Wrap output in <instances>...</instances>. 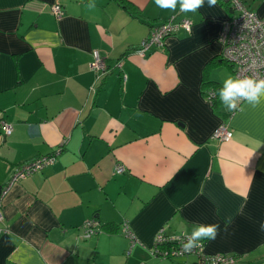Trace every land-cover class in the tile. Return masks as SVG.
<instances>
[{
    "label": "crops",
    "instance_id": "obj_1",
    "mask_svg": "<svg viewBox=\"0 0 264 264\" xmlns=\"http://www.w3.org/2000/svg\"><path fill=\"white\" fill-rule=\"evenodd\" d=\"M243 1L264 15V0ZM128 2L135 12L119 0H0V264H169L150 257L161 227L200 224L220 225L208 252L264 264V103L229 112L208 98L215 82L238 78L212 68L231 13L204 0L180 14L190 30L142 56L131 48L179 5ZM96 49L111 66L125 55L119 71L97 80ZM222 123L229 140L214 137ZM61 145L53 164L4 193L18 166ZM93 217L115 230L86 236Z\"/></svg>",
    "mask_w": 264,
    "mask_h": 264
},
{
    "label": "built area",
    "instance_id": "obj_2",
    "mask_svg": "<svg viewBox=\"0 0 264 264\" xmlns=\"http://www.w3.org/2000/svg\"><path fill=\"white\" fill-rule=\"evenodd\" d=\"M234 5V16L232 18H227L223 22L221 40L224 48L222 56L226 61L232 64L234 73L238 78L264 79V15H258V13L250 9L243 0H234ZM52 9L56 16L61 17L65 14V8L59 3L55 4ZM191 25L192 21L190 19H182L179 22L171 20L152 27L149 35L143 39L141 49L138 53L145 56L152 47L163 48L166 44V39L168 36L172 35L173 31H177L180 28L190 30ZM91 65L97 73V80L104 78L115 66L109 65L104 55L98 49L93 51ZM116 65L120 68L122 67V62L119 61ZM215 94L214 88L208 91V98L210 101L215 97ZM1 125L5 135L11 132L12 126L9 122L2 120ZM232 136L233 131L225 123L217 127L214 132V137L221 140H229ZM62 150L63 147L61 145L58 150H54L47 156L39 157L18 166L13 172V176L7 184L4 193L8 192L10 187L16 182L33 175L36 171L43 169L47 165L53 164ZM123 169V166L119 165L117 167L118 171H122ZM2 208L3 195H0V220L4 219ZM83 228L86 236H91L102 231L100 222L95 217L87 220ZM120 229L131 241L132 246L138 241L136 235L130 229L128 220L123 221ZM190 235L191 233L185 231L180 233H164V228L161 227L156 234L151 251L154 255L159 256V258H175V256L179 255L197 254L203 256L199 264H219V261L223 264H236L233 260L224 258L220 252L214 253L213 256L205 257L203 245L198 249H194L191 253L185 252L183 250V244L186 243L187 239L184 238H188ZM169 239L179 240L178 242L181 244L174 249L166 244H169Z\"/></svg>",
    "mask_w": 264,
    "mask_h": 264
},
{
    "label": "clouds",
    "instance_id": "obj_3",
    "mask_svg": "<svg viewBox=\"0 0 264 264\" xmlns=\"http://www.w3.org/2000/svg\"><path fill=\"white\" fill-rule=\"evenodd\" d=\"M217 0H208V6L213 7ZM155 4L165 10L176 11L179 5L181 12H196L204 6V0H155ZM219 100L229 112L240 109L241 102L253 107L264 103V79L229 77L218 91ZM264 229V225H261ZM219 224L196 225L183 244V250L191 253L194 249L202 247L204 241L215 240L219 235Z\"/></svg>",
    "mask_w": 264,
    "mask_h": 264
},
{
    "label": "trees",
    "instance_id": "obj_4",
    "mask_svg": "<svg viewBox=\"0 0 264 264\" xmlns=\"http://www.w3.org/2000/svg\"><path fill=\"white\" fill-rule=\"evenodd\" d=\"M120 1V3H122L123 4V6H125V7H127V8H129V9H133V11L135 12L136 10H135V8L128 2V0H119ZM220 2H221V4L225 7V9L226 10H228V12L229 13H231V15H229V17L228 18H232L233 16H234V14H235V12H234V10H235V5H234V0H219ZM234 12V14H232ZM182 12L180 11L177 15H175L174 16V18L173 19H171V20H175L176 22H179L180 20H182V19H190L189 17H181L180 16V14H181ZM171 20H169V21H171ZM191 20V19H190ZM192 21V20H191ZM168 22V21H167ZM161 24V23H160ZM156 25H158V24H156ZM156 25H153L152 27H154V26H156ZM151 27V28H152ZM151 28H150V31H151ZM181 30H186L185 28H180L179 30H177V31H173L172 32V34H175V33H177V32H179V31H181ZM187 31V30H186ZM149 35V34H148ZM146 38V37H145ZM143 41V40H142ZM142 41L140 42V44L138 45V46H136V47H134V48H131L134 52H136V53H138L139 52V50L141 49V46H142ZM153 48V47H152ZM151 48V49H152ZM139 54V53H138ZM127 55V54H126ZM125 57V55L123 56V58ZM121 59V60H119V61H121V62H123L124 61V59ZM221 60H224V61H226L224 58H223V56H221ZM119 61H117V62H119ZM226 62H228V61H226ZM229 63V62H228ZM230 65H232V64H230ZM233 67V66H232ZM121 68V67H120ZM116 64H115V66L113 67V70L111 71V72H109L107 75H109V74H111V73H114V72H116V71H119V69H120ZM234 70V69H233ZM208 82H210V81H208ZM211 83H213L212 81L210 82V84ZM214 90H215V97L211 100L212 101V103H213V105H218V104H220L221 103V101L219 100V96H218V91H219V89L222 87V84L221 83H219V82H215L214 83ZM124 220H126V219H123L122 221H121V223H120V227H121V225H122V223H123V221ZM100 222V226H101V230H103L104 228L105 229H107V230H115L114 228V226L112 225V224H103L101 221H99ZM163 228H164V233H170V232H173V231H169L168 229H167V227H165V226H162ZM130 229L131 230H133L132 229V227H131V225H130ZM124 234V233H123ZM125 235V234H124ZM184 239H187V238H184ZM183 239V240H184ZM179 240H176V239H169L168 240V242H169V244L168 243H166L168 246H170V247H172V248H174V249H176L181 243H179L178 242ZM206 243H207V240L206 241H204L203 242V246H204V256L205 257H208V256H213L214 255V253H210V252H208L207 251V248H206ZM221 254H222V256L224 257V258H226L227 260H233L236 264H244V262H243V256L242 255H240V254H238V253H232V252H220ZM176 258H184L185 260L181 263L180 262V264H199V262H200V260L203 258V256H199V255H197V254H193V255H190V254H185V255H183V256H181V255H179V256H175V258H173V257H168V258H161V259H176ZM219 264H223L221 261H219Z\"/></svg>",
    "mask_w": 264,
    "mask_h": 264
},
{
    "label": "rangeland",
    "instance_id": "obj_5",
    "mask_svg": "<svg viewBox=\"0 0 264 264\" xmlns=\"http://www.w3.org/2000/svg\"><path fill=\"white\" fill-rule=\"evenodd\" d=\"M232 14H234V12ZM219 61H221V63L215 64L212 68H216V67H220V66H224V67H226L228 69L232 68V65H230V63H228V62H226L224 60H221V59H219L218 62ZM223 70L226 71L225 68H223ZM153 243H154V241H153ZM150 257L153 258V259L159 258V256L154 255L152 253V251H151ZM182 260H185V259L184 258H176V259H172V260L171 259L170 260L167 259V263H169V264H179Z\"/></svg>",
    "mask_w": 264,
    "mask_h": 264
}]
</instances>
